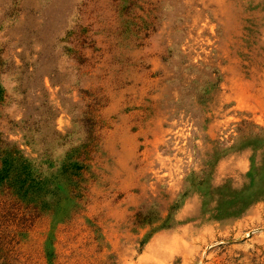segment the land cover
<instances>
[{"label":"rangeland","instance_id":"374dc122","mask_svg":"<svg viewBox=\"0 0 264 264\" xmlns=\"http://www.w3.org/2000/svg\"><path fill=\"white\" fill-rule=\"evenodd\" d=\"M0 264H264V0H0Z\"/></svg>","mask_w":264,"mask_h":264}]
</instances>
